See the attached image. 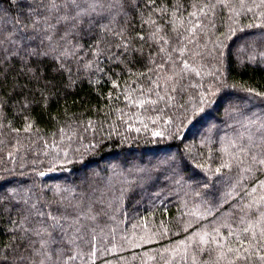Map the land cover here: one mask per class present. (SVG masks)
Segmentation results:
<instances>
[{"label": "trees", "instance_id": "1", "mask_svg": "<svg viewBox=\"0 0 264 264\" xmlns=\"http://www.w3.org/2000/svg\"><path fill=\"white\" fill-rule=\"evenodd\" d=\"M207 3L136 0L139 15L117 16L92 48L77 53L70 86L56 76L59 86L43 97L39 86L19 96L16 69L6 68L0 197L7 203L34 192L54 203L105 192L93 222L95 264H215L218 245L226 251L243 229L264 227L255 205L246 208L264 196V171L250 163L253 153L264 154V5L226 0L204 7L205 17L199 6ZM191 12L199 18L194 34L184 31L196 21ZM113 30L136 49L130 58L119 55ZM45 67L55 75L54 64ZM147 100L153 103L139 106ZM225 162L232 169L216 173ZM8 220L0 216V243L11 247L19 226ZM198 233L213 241L199 252ZM208 249H216L211 257ZM87 253L77 264H91Z\"/></svg>", "mask_w": 264, "mask_h": 264}, {"label": "snow or ice", "instance_id": "2", "mask_svg": "<svg viewBox=\"0 0 264 264\" xmlns=\"http://www.w3.org/2000/svg\"><path fill=\"white\" fill-rule=\"evenodd\" d=\"M4 2L5 0H0V4ZM6 2L7 8H0V83L7 75L6 68H15L17 79L13 82V90L21 97H25L26 93L37 86L42 91L35 94L43 97L44 92L52 91L59 86L54 83L56 76L63 77L65 87L70 86L72 80L69 77L73 73L71 62L82 59L77 53L86 46L92 48L98 38L108 33L117 16L126 19L132 15H139L136 0H6ZM243 2L244 0H241V3ZM146 3L152 5L155 4V0H146ZM260 4L264 5V0H260ZM216 5L226 6V0H215L214 3L213 0H208L206 5L199 6V12L206 17L208 13L204 11V7L211 10ZM248 11L252 9L249 8ZM190 16L196 18V21L190 22V26L184 28V31L194 34L199 27L197 22L199 18L197 12H191ZM157 34L158 30L153 36ZM113 35L121 40L117 45L119 55L130 58L136 49L131 48L130 43L124 42L126 37L123 30H113ZM139 38L143 39L142 36ZM185 39L191 42L190 37L185 36ZM161 51L165 49L162 47ZM115 56L113 53V57ZM50 62L55 65L53 76L45 74V66ZM182 64L184 70L195 71L187 60H182ZM175 90L174 88L173 91ZM145 103L153 101H142L139 106L143 107ZM0 107H3V102H0ZM154 135L160 136L161 133L156 132ZM239 163L242 164L243 160ZM250 163L256 166L257 171H264V154L253 153L250 156ZM232 167L231 163L225 162L221 168L214 171L221 173L222 169L231 170ZM245 171L251 172L252 168L249 167ZM223 180L224 177L221 175L219 182ZM258 187L264 188V180L259 181ZM255 190L254 188L253 191ZM105 195V192L95 189L82 194L76 200L60 197L54 203L37 196L34 192L31 195L28 192H18L7 203L0 197V216L8 215V223L19 226L10 234L16 240L13 246L0 243V264H77L84 248L88 249L87 255L91 264H95L93 258L96 256L94 251L96 225L93 222L103 211L99 206L104 204ZM260 200L262 204L256 205L254 201L246 208L253 211L255 205L254 214L258 220L264 222V196ZM93 205L97 207L94 208ZM244 210L240 209L241 212ZM197 235L199 240L195 251H200V245L213 243L207 234ZM218 248L220 255L215 264L226 258L228 264H264V255L261 254L264 252V227L259 233L245 228L235 247L229 246L226 251L223 250V245H218ZM76 249L81 251L77 252ZM213 251L216 249H208L209 257Z\"/></svg>", "mask_w": 264, "mask_h": 264}]
</instances>
